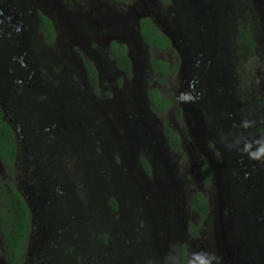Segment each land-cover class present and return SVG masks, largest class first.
Instances as JSON below:
<instances>
[{
    "label": "flooded vegetation",
    "instance_id": "af4514ba",
    "mask_svg": "<svg viewBox=\"0 0 264 264\" xmlns=\"http://www.w3.org/2000/svg\"><path fill=\"white\" fill-rule=\"evenodd\" d=\"M91 1L99 3V7H95ZM157 1H159L160 5L167 4L162 3L161 0ZM145 3L150 8L156 10L153 0H145ZM107 4L114 8L116 5L127 8V6L134 5V0L130 3L108 0H90V2L89 0H0V110L2 120L9 124L15 134L16 156L14 166L16 171L14 172L15 176L13 174L14 177H11L10 180L26 202L30 223L25 255L21 264H118V261H122L116 255H113L112 259L105 261V257L100 258L97 255L98 253L94 252L97 245L94 242L93 234H95L96 229L107 228L111 223L110 219L98 214L99 210L97 211V207H95L92 200H85L88 201L86 203L87 207H84V204H82L83 198L81 200L79 198L78 202L75 200L74 203L76 188L70 185V181L74 182L77 186L78 179L80 178L73 174L71 163L67 159V156L65 157L66 152L56 143L58 135L63 132H67L68 130H72L73 134H78L80 131L83 132L82 129H71V126H67L62 119L64 115H71L73 113L77 115L79 107L75 106L73 102H65L62 99L58 100L55 98L58 96L57 91L59 90L64 91V93L69 92V87L71 86L69 78H67V72H77L75 71V67H72V69L66 67L62 60L64 58L69 63L68 58L70 57L67 55L66 48H71L70 44L72 42H77V39H80L83 50L96 57L93 62L85 61L82 66L80 65V70H82L80 78L87 82L90 89H92L93 83L90 78L87 62H90L95 68L97 82L93 85L96 87L100 84L102 71L106 72L112 68L116 73L121 72L125 76L128 75L118 68L116 61L111 57L109 45L94 49L93 44H91L95 41L93 36H98L101 28L104 27L107 31L104 35H108L112 25H114V20L117 19L116 14L111 11L112 9ZM144 7L146 8V5ZM143 9L141 7V10H136V14L133 16L127 19L123 18L124 24L134 28L139 16V22L143 18L150 17L164 34L159 23H157L159 22V18L155 16V11L153 13H151L153 10L144 12ZM108 13L113 17L111 19L108 16L109 21L105 16ZM258 14H260L261 18ZM42 15L52 22L55 31V37L52 42L47 40L45 32L41 27ZM211 15L208 17H211ZM228 15L226 12H222L221 14L223 19H226ZM171 17L176 18L177 16L175 14ZM229 17H233V12L230 13ZM257 17L260 21V23L258 22L259 25L262 26L260 39L255 22ZM168 19L171 20L170 18ZM230 20L231 23L233 22L231 25L234 26L236 31L239 22L233 19ZM118 22L120 26H123V23ZM200 27L207 29L211 25H209V22H203L200 24ZM200 32L203 34L201 29ZM209 34V31H206V35L208 36H206L204 46L210 49L206 51L204 49L200 53L199 68L204 63L208 65V61H210L209 57H213L214 55L213 66L210 64L208 74L197 73L194 70L191 76L188 77V86L193 87L197 83L203 85L206 90L205 102L202 103L203 110L206 111L209 122L213 126H217V128L216 132H213V130L207 132L205 137L203 135L198 136L195 142L198 145L201 144L199 140H203L199 147L205 154L210 153L208 149L210 146H208L205 138L212 139V142L215 139V144L218 141L219 148L223 147V141L230 140L231 144L228 146L224 156L221 157V162L215 156L208 158V161L200 168L199 177L203 186L208 187L214 175H221V178H218L221 185L217 198L219 194H222V185L225 182L230 192V197L239 199L242 197V193H244L248 196L249 200L251 199V202L246 201V206H253L254 203L258 204L261 196L264 195V155H261L260 159L250 158L251 153H259L264 150V49H261L260 46L261 40L264 42V0H251V40L253 44L251 47L246 46L251 48V58L258 55L255 57L256 63L251 60V72H246L245 70V74H240L236 71L239 56L237 52L229 51L228 37L225 43L221 40L222 46H215V41H211L213 37ZM226 35L227 33L223 37H226ZM112 40L121 43L117 39ZM174 43H172L173 47ZM39 46H47L49 50H41ZM255 48L258 50L256 53L254 51ZM99 49L101 53L98 51ZM35 51L37 54H35ZM176 52L178 53L177 50ZM176 57L180 61L178 59L179 53ZM143 58L144 61L142 60ZM135 59L144 67L143 72L146 77H153V82L155 83L160 82L155 79L157 74L152 69L150 53L149 56L145 57L137 55ZM48 60L56 61H50L52 64L49 65ZM137 61L132 62L131 60V71L135 69ZM175 63H171L172 66ZM230 63H232V70L231 75H228L227 78L225 71ZM214 71L220 73L218 74L220 85L214 97L208 99L209 94L214 89V80L217 79L216 75L213 74ZM176 73L177 70L175 74L168 75L166 79L173 77ZM49 80L57 83L61 80V82L64 81V84H61V86L57 85L54 88L53 86L51 87ZM121 80H124L123 86L125 88L127 81L125 82L124 78H121ZM143 90L145 100L146 97L148 99V102L146 101L148 110L144 114L149 118L140 117V121L136 119V122L138 124L140 122L148 124L149 122L148 126L152 128L149 132L154 145L160 147L163 143L155 137L156 132L159 130V136L165 144L162 146H165L164 148L169 149L170 152H176L170 147L165 131L166 127L157 118V116H161L164 120V114L169 112L173 107V103L167 111L158 113L153 110L149 90L146 94L145 88ZM202 97L203 95H201ZM64 99H68V97L64 96ZM108 100L104 102L107 103ZM189 100H195V97L190 96ZM247 104H251V121L243 113V108ZM215 106L217 107L216 109H214ZM194 107L197 108L195 101ZM97 109L101 112L103 108L95 105L93 110L89 108L86 112L85 110H80L79 112L83 111L86 115L94 116L93 112ZM110 126L111 123L109 122L107 125H101L98 131H95L99 137L104 136L103 155L97 162V166L102 167L103 163H106L109 165L113 177H116L119 171L116 165H111L108 160L110 156L108 144L112 141L121 142L119 139L121 137L124 139V135H120L121 137L115 135L110 130ZM197 127H200V125L197 124ZM136 130L134 129V131ZM184 133L183 130H179V133H176L179 135L182 145L184 136H188L187 131H184ZM85 141L86 146L91 144V139L88 135H86ZM260 145H262V148ZM61 153L62 156H60ZM214 153L215 151H213ZM123 154H120L119 157H122ZM144 156L146 157V155ZM119 161L120 167H125V159L121 160L120 158ZM204 166H207V179L203 176ZM3 170L5 172V169ZM226 171H228L227 174ZM0 173L1 175L3 174V172ZM250 175L251 178L249 177ZM130 178L132 180L133 176ZM119 183L120 189L123 190L121 182ZM98 184L104 187V183L101 180ZM233 191H239V194L235 195ZM79 193L82 192L79 191ZM197 193H200L203 199L207 201L206 212H201L192 206L195 214H197L198 221L202 222L203 227L204 225L206 226L204 227V238L206 240L205 243H207L206 249L211 255H214L212 261L216 264H239L240 260H244L243 264H264V258H262L264 256V208L262 209V207L259 208L255 205L253 210H251V214H249L251 226L241 229L243 231L237 230L236 234L231 228L218 227L217 222L214 227V217H209L212 213L210 200L202 192ZM197 193H194V196ZM82 194L85 197L84 193ZM116 194L119 195V201L116 200V209H112L109 206L105 210L110 218L114 216L110 210L112 212L120 211L123 207L122 202L125 201L127 203L125 193L118 191ZM255 194L258 195L256 199L254 198ZM126 196L129 198L128 200L131 204H133L132 196ZM74 205H76V208ZM129 207L128 221L123 222L120 226L122 228L121 232H125L126 234H128L129 224H131L129 217L132 216L134 209L133 206ZM236 212L237 215L233 218L234 223L246 227L242 222L246 214L245 207L240 206ZM151 214L153 215L151 211H146L142 208L138 211L137 217L150 218ZM188 220V218L185 219V226H187ZM240 231L241 237L239 236ZM87 233L89 238L87 244H79L77 242L78 238L84 237ZM152 233V231L150 233L146 232L144 237L148 236V234L149 237H152ZM168 233L170 232L168 231ZM195 235L193 234V236ZM211 236H213V240L209 239ZM240 239L244 240L246 246H248V253H242L240 249H236L237 244L241 243ZM100 241L105 244L106 237L100 238ZM135 246L137 252L135 256H138L145 247L138 244ZM179 247L178 256H181ZM166 248L169 247L165 243H157L151 252L148 250V254L153 256L158 249L164 251ZM118 251L124 252V258L133 255L130 245L126 249L118 245ZM186 252V248L183 247L181 250L182 256ZM171 253L172 250L166 256L169 260L172 259ZM249 258L251 262H247ZM130 263L139 264L131 261ZM0 264H13L6 252L5 239L1 228ZM162 264H166V261H162Z\"/></svg>",
    "mask_w": 264,
    "mask_h": 264
},
{
    "label": "rangeland",
    "instance_id": "374dc122",
    "mask_svg": "<svg viewBox=\"0 0 264 264\" xmlns=\"http://www.w3.org/2000/svg\"><path fill=\"white\" fill-rule=\"evenodd\" d=\"M177 1L181 2L182 0ZM197 1L205 5L206 7L213 2V0ZM91 2L95 7H99V3H95L93 1ZM131 2H133V0ZM134 4L136 10H141V7H143L144 12L153 10L151 13L155 11L156 15L158 11H165L169 13V15H166L164 13L158 15L159 22L157 23H159V26L162 29H165L172 35V37H174V49L178 51V49H180L179 44L181 43V37L176 32V29L173 28L176 27V22L174 21V19L177 20L179 14L176 18L171 17L172 15H175L177 13V7L174 1H170V3L166 5H160L159 1L156 0V2L153 3L156 10L150 8L145 3V0H134ZM107 5L109 8H111L109 4ZM144 5H146V8L144 7ZM218 7L220 9H223L227 15H230V13L233 12V17H229L228 15L227 18L221 20V24L218 25L217 15L212 13L208 21L209 25L212 26L210 28L207 27V29H205L204 27H200L203 32L200 37L202 38L204 35L207 36L206 31H209L212 37L217 35V37L224 43L226 42L228 37V45H230L229 51H235L239 56L236 71L240 74H245V70L246 72H251V60L255 61L254 63H256L255 57H257L258 55L251 58V48L247 47L245 44L239 42L238 40L239 27L241 25L240 22L249 19L251 26V0H220V4L218 5ZM114 9L122 15L126 14V12L128 11L126 7H122L119 5H116ZM246 13H248L247 16ZM105 16L109 21L108 15L105 14ZM168 16L171 20L168 19ZM239 16L240 18L243 16L242 20L239 18ZM258 16L260 17V14H258ZM230 19L239 22V26L236 28V31L234 26L231 25L233 22L231 23ZM258 19L259 18L257 17L255 19V22L256 27L260 32H258V36L260 39L262 26L259 25L260 21ZM120 27L122 28L123 26ZM118 29V27H112L111 31L116 33V30ZM122 31L127 32L128 29L125 28ZM173 31H175V33H172ZM106 33L107 31L103 27L100 29L98 36H93L95 41H93L91 44H93L94 49L107 47V45L110 46L113 40L112 38H107V35H104ZM226 33V37H223ZM115 39L117 38H114V40ZM212 40L213 39H211V41ZM125 41L128 43V47H133L129 41ZM263 43L264 42L261 40V49H264ZM70 45L71 48L65 45L67 47V55L70 57L68 58L69 63H67L64 58L62 60L66 67H68L69 69L75 67V71L77 72H67V78H69V84L71 86L69 87V92L64 93V91L59 90L57 91L58 96L55 98L58 100L62 99L65 102H73L75 106L79 107L77 115L76 113H73L71 115H64L62 116V119L67 126H71V129H82L83 132L80 131L78 134H73L71 132L72 130L63 132L62 134L58 135L56 143L62 150L66 152L65 157L67 156V159L71 163L73 174L80 178L78 179L79 182L77 186L74 182L73 184L72 181H70V185H73L76 188L74 203L75 200L78 202L79 198L80 200L81 198H83L82 204H84V207H87L86 203L92 200L95 207H97V211L99 210L98 214L100 216L104 215L108 219H110L111 223L107 228H102L101 230L96 229L95 234H93L94 242L97 245L94 249V252L98 253L97 255L100 256V258L105 257V261L108 259H112L113 255H116L117 257H120L122 259V261L117 262L118 264H131L130 261L139 264H162V261H166V264H216L214 261H212L214 255H211L206 249L207 243H205L206 240L204 238V227L206 226L204 225L203 227L202 222L198 221L197 214H195V210L192 206L194 193L202 192L203 195L208 200H210L209 203L212 208V213L211 215H209V217H214V227L217 222L218 227L231 228V230L236 234L237 230L244 229L241 224L236 225L233 221V218H235L237 215L236 211L240 206L245 207L246 214L243 217L242 222L246 226H251V218L249 214H251V210H253V207L255 205H257L259 208H264V195L261 196L258 204L254 203L253 206H246V201L251 202V199L249 200V198H247L248 196L244 193H242V197L239 199L230 197V192L228 191L226 186L227 184L224 182L221 190V198L222 200H225V202H223V205H220V199L219 197L217 198V194L218 191H220L221 184L218 178H221V175H214L208 187L203 186L202 181L199 177L200 168L202 165H204L205 162L208 161V158L211 156H215V158H219V162H221V157L224 156L226 150L228 149V146L231 144L230 140L223 141V147L219 148L218 141H216L215 144V139L212 142V139L205 138L208 146H210L208 147L210 153L205 154L199 147L201 146L203 140H199L201 144L198 145L195 142V139L200 135H203L205 137L207 132L211 130H213V132H216L217 126H213L209 122V119L206 116V111L203 110L202 103L205 102L206 98L205 88L203 87V85L198 83L193 85V87L188 86V77L191 76V73L194 70L197 73L208 74L207 72L210 70V64L211 66H213L212 61L214 62V55L213 57H209L210 61H208V65H205L204 63V65L199 68L198 64L195 68H191L194 67V65L185 64L186 61L183 62L184 58L179 53L178 59L180 61L177 67V73L173 77L166 79V83L164 84H161V82H153V77H146L143 72L144 67H142V65H140L136 60V67L133 71H131L130 75L125 76L121 72V74L116 73L112 68L111 70H108L106 72L102 71L99 86L96 87L92 84L93 87L92 89H90L87 85V82L80 78V73L82 72V70H80V65L82 66L85 61L93 62L94 58L96 59V57L83 50L82 41L80 39H77V42H72V44ZM39 47H41V50H49V47L47 46ZM207 49L210 48L206 47L205 51ZM98 51L101 53L100 49ZM254 51L256 53L258 50H256L255 48ZM173 52L174 51L172 49L157 51L155 52L154 56L162 59L165 58L169 63L178 62V60L176 59L177 55H175V53ZM127 53L129 56V49ZM35 54H37L36 51ZM220 55L222 54L220 53ZM50 61L55 62L56 60H48L49 65L52 64ZM231 64L232 63L229 64L225 71L227 78L228 75H231ZM213 74L216 75L217 79L214 80V89L209 94L208 99H212L214 97V95L217 93V88L220 85V81L218 79V74L220 73H216V71H214ZM121 78H124L125 82L127 81V85L125 86V88L123 86L124 80L122 81ZM49 82L51 87L53 86L54 88L57 85L61 86V84H64V81L61 82V80H59V83L53 82L51 80H49ZM144 88L145 94L148 90L150 91L151 89H157L163 95H166L172 99L173 107L169 110V112H166L164 114L165 119L163 120L161 116H157V118L163 126L169 127L176 133H179V130H183V133L184 131L188 132V136H184V142L183 145L181 144L180 151L169 152L168 150L167 152L166 150H164L162 153H160L158 149H151V147L154 146V142L149 132L152 129L150 126H148L149 122L147 121L148 124L144 122H140L138 124L136 122V119L137 121H140V117H144L145 119L149 118L144 114L148 110L146 107V101L148 102V99L146 96V100L144 98ZM201 95H203L202 98ZM64 96H67L68 99H64ZM190 96L195 97V100L190 101ZM107 99L109 100L107 103H105L104 101ZM194 101L197 108L194 107ZM95 105H97L98 107H102L103 109L101 110V112H99V109L94 111V116L86 115L83 111L79 112L80 110H85L86 112L89 110V108L93 110ZM216 108L217 107L215 106L214 109ZM243 113L246 114L247 119L251 121V104H247L244 106ZM83 114H85L84 117H82ZM252 116L254 117V115ZM109 122L111 123L110 130H112L115 135H124L125 141L127 140L126 145L121 142V145H116V147L119 148V146H133V149L127 152L128 157L127 163H125V167H120V157L116 152V149L110 151L108 160L110 161L111 165H116V168L119 171L116 177H113L110 167L106 163H103L102 167H98L96 165L103 155L104 136L99 137L95 131H98V128L101 125H107ZM197 124L200 125V127H197ZM134 129L137 130L134 131ZM86 135H88L91 139V144L87 146L85 145ZM139 141L142 142L140 144H137ZM114 142L115 141L110 142V144H108V147L115 148V146H112ZM260 147L262 148V145H260ZM213 151H215L214 154ZM167 154L169 155L168 157L166 156ZM144 155H146V157ZM155 155H157L156 157L158 159L160 156L162 161L157 162L155 160ZM60 156H62V153L60 154ZM143 162H146L148 166H150V172L145 171ZM0 168L3 172V178L7 179V176L5 177L3 170L4 168L1 161ZM160 172L163 173L160 174L162 182L156 184L154 182V177L159 175ZM227 173L228 171H226V174ZM130 175L133 176L132 184L130 186L122 184V181L124 180L130 181ZM249 177L251 178V175ZM99 178L103 181L105 188L98 185V182L100 181ZM230 178L232 179L231 175ZM139 180H141L142 182L144 181L145 183H152L149 192L156 195L161 194L166 199L168 198L167 200H165L163 207L158 205V201L156 198L159 196L151 194L150 197V195L148 194H142L143 192L141 189H138V186L141 187L143 186V184H141V181ZM119 182H121V188L123 190L120 189V184H117ZM133 190L135 191L136 195L135 202L131 204V202L128 200L129 198L126 195L133 196ZM163 190H165L164 193H162ZM79 191L84 193L85 197H83V194L79 193ZM118 191L121 193H125L127 203H125V201L122 202L123 207L121 206L122 210L120 209V211L117 210L116 212H112L110 210V212L114 214V216H111L110 218L106 214L107 211L105 212V210L106 207L107 209L109 206L111 207L112 200H118L119 195L116 194L118 193ZM233 193L237 195L239 194V191H233ZM257 196L258 195L255 194L254 198L256 199ZM151 199L153 201V206L150 207L147 211H151L153 215L151 214L152 216L150 218H138V211L143 208V204L147 203ZM129 206H133L134 209L132 212V216L129 217L131 220V224H129V232L128 234H126L125 232H121L122 228L120 226L123 224V222L128 221L127 215L129 216ZM74 207L76 208V205H74ZM186 218L189 219L187 226H185L184 224ZM230 220H232V222H230ZM175 224H178L180 226L179 232H176L172 229V226ZM151 231L153 232L152 237H149V234L148 236L144 237L146 232L150 233ZM168 231L170 233H168ZM241 231L239 232L240 237ZM193 234L196 235L193 236ZM103 237H106L105 244L100 241V238ZM88 239L89 238L87 233L84 237H79L77 242L79 244L86 245ZM209 239L213 240V236H211ZM157 243H165L169 248L164 249V251L158 249L155 254H153V256L149 255L148 250L149 252H151L157 245ZM136 244L145 247L143 248L141 254L138 256H135L137 253L135 249ZM118 245L119 247L122 246L124 249L128 248L130 245L133 255L126 256L124 258V252L118 251ZM178 246H180L179 253L181 256H178ZM183 247H185L187 250L184 256H182L181 254V250ZM171 250L172 259L169 260L166 256L169 255L168 253H170ZM262 258H264V256H262Z\"/></svg>",
    "mask_w": 264,
    "mask_h": 264
},
{
    "label": "trees",
    "instance_id": "16d2710c",
    "mask_svg": "<svg viewBox=\"0 0 264 264\" xmlns=\"http://www.w3.org/2000/svg\"><path fill=\"white\" fill-rule=\"evenodd\" d=\"M120 3H130L132 0H110ZM162 3H170L171 0H161ZM167 13V12H166ZM245 14V13H244ZM243 15V14H242ZM248 13H246V16ZM243 16L240 18L242 20ZM239 27V42L251 47L253 41L251 40V26L250 20L246 19L240 22ZM41 27L45 32V36L49 42H52L55 37V31L52 22L41 16ZM140 32L145 41L149 46V53L151 55V66L156 75V80L161 83H166V77L170 74H175L179 61L173 66L168 62L167 59L157 58L154 56L155 52L163 51L167 49L175 50V55H178L176 49L172 46L171 40L162 33L160 28L156 26L150 17L143 18L140 21ZM127 46L113 41L110 45L111 57L116 61L117 66L120 70L126 74L131 73V59L127 54ZM88 70L90 72V78L93 84H96V72L95 68L90 62H87ZM153 110L158 113L165 112L172 105V99L166 95H163L157 89H151L149 91ZM180 114V111H179ZM169 144L172 150L180 151L181 142L179 135L176 134L169 127L165 128ZM16 156V144L15 134L9 124L2 120L0 110V160L5 169V177L0 173V228L5 239L6 252L9 255L10 261L13 264H21L22 259L25 255V247L30 231L29 223V211L24 201L23 196L17 190L14 183L10 180L16 171L14 162ZM144 163L145 171L150 172V166L146 162ZM206 168L204 166L203 176L205 179L208 178L206 175ZM112 209H116V201L112 200ZM193 206L201 211L206 212L207 201L203 199L200 193H197L193 198ZM104 238V237H103Z\"/></svg>",
    "mask_w": 264,
    "mask_h": 264
},
{
    "label": "water",
    "instance_id": "95a60500",
    "mask_svg": "<svg viewBox=\"0 0 264 264\" xmlns=\"http://www.w3.org/2000/svg\"><path fill=\"white\" fill-rule=\"evenodd\" d=\"M153 1L155 2L156 0H153ZM173 1L177 7L176 16L179 14L177 17V20H174L176 22V27L173 28V29H176V32L181 37V43L179 44L180 49H178V51H179L178 53H180V55L183 56V58H184L183 62L186 61L185 64L194 65V67H191V68H195L199 64L200 53H202L204 51V49H205L204 43H206V36L204 35L202 38L200 37L202 35V33L200 32V24L202 22H208L210 19L208 16H210L213 13V14L217 15L218 25H220L221 20H223V17L221 16V14H222V12H224V10L220 9L218 7V5L220 4V0H213V2L210 5H208L207 7L205 5H203L202 3H199L197 0H182L181 1L182 3L178 2L177 0H173ZM111 8H113L111 11H113V13L116 14V16H117V19L114 20V22H113L114 25H112V27H118L119 29L116 30V33L111 31L106 37L109 39L110 38H112V39L117 38V40H119L121 43L127 45V47L129 45L125 40L129 41L133 46L132 48L128 47V49L130 50L129 56H130L132 62H136L135 57L137 55H142L144 57L149 56V53H148L149 52V46L145 43V41L141 35V32H140V22H139L140 16L137 19V21L135 22L134 28L128 27L127 25L124 24V21L122 20L123 18L127 19V18L133 16L134 14H136L135 4L132 6L131 5L127 6L128 11L124 15L117 12L114 9V7H111ZM161 13L169 15L168 12L166 13L165 11L164 12L158 11L157 15L155 14V16L161 15ZM108 16H110V18L113 19V17L109 13H108ZM168 18H169V16H168ZM118 21L123 23L122 28L120 27ZM185 21H187L186 24H185ZM125 28L128 29L127 32L122 31ZM162 30H163L164 34L171 40V42L174 43V39H173L174 37L172 38V35L169 32H167L165 29H162ZM172 33H175V31H173ZM213 41H215V46L216 45L222 46V42L217 37V35L213 36ZM137 52H139V53H137ZM142 60L144 61V58ZM202 65H204V64H202ZM155 137H157L158 139H160L163 142L162 145H165L163 139L159 136V130L156 132ZM119 140L121 142H123L125 145L127 144V142H126L127 140L125 141V139H123V138H120ZM121 142L115 141L113 145L111 144L112 146H115V148L110 147V151H113L114 149H116V151L118 152L119 155L124 153L123 156L120 158H121V160L125 159V163H127V157H128L127 152L129 150H132L133 146L132 147L119 146V148H117L116 145H121ZM141 142L142 141H139L137 144H140ZM162 145L160 147L154 145L153 147H151V149H158L160 153H162L164 150H166L168 152L169 149H165L164 148L165 146L163 147ZM168 154L166 155L167 157L169 156ZM156 156L157 155H155V160L157 162L162 161L160 156H159V159ZM154 165H155V163H154ZM0 172H2L1 168H0ZM93 173H95V172H93ZM155 173H154V176H155ZM160 174H163V173L160 172L159 175L154 177V182L156 184L159 182H162V178H161ZM99 180H100V178H99ZM139 181H141V180H139ZM130 182H132L131 178H130ZM130 182L124 180V181H122V184H124L126 186H130L132 184V183L130 184ZM117 184H120V183H117ZM141 184H143V186H141V187L138 186V189L142 190L143 195L148 194L151 197V194H154V193L149 192L150 186L152 183L150 184V183H145L144 181L143 182L141 181ZM134 186H136V185H134ZM164 191L165 190H163L162 193H164ZM133 192H134V195L132 196V202L134 203L136 193L134 190H133ZM154 195L159 196L156 198L158 201V205L163 207L165 200H167L168 198L166 199L161 194L160 195L154 194ZM221 196H222V194H219V199H220L219 201L221 203L220 205H223V202H225V200H222ZM152 206H153V201L151 199L147 203L143 204V209H145L147 211ZM230 222H232V220H230ZM223 228H226V227H223ZM244 228H248V226H246ZM172 229L176 232L177 231L179 232L180 226L178 224H175L172 226ZM240 241H241V243L237 244L236 249H238V250L240 249L242 251V253H248L249 250L245 244V241L241 240V239H240ZM243 261L244 260H240L239 264H243ZM247 262H251V259L249 258L247 260Z\"/></svg>",
    "mask_w": 264,
    "mask_h": 264
},
{
    "label": "clouds",
    "instance_id": "9594fccd",
    "mask_svg": "<svg viewBox=\"0 0 264 264\" xmlns=\"http://www.w3.org/2000/svg\"><path fill=\"white\" fill-rule=\"evenodd\" d=\"M261 155H264V150H262V151L259 152V153H251V154H250V158H253V159H260V158H261Z\"/></svg>",
    "mask_w": 264,
    "mask_h": 264
}]
</instances>
